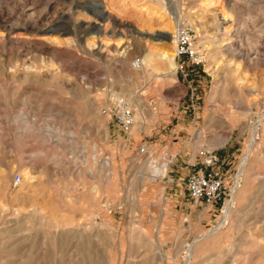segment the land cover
Here are the masks:
<instances>
[{
	"label": "rangeland",
	"instance_id": "1",
	"mask_svg": "<svg viewBox=\"0 0 264 264\" xmlns=\"http://www.w3.org/2000/svg\"><path fill=\"white\" fill-rule=\"evenodd\" d=\"M96 1L0 0V264H264V0H101L105 22L86 9ZM235 1L262 31L260 51L243 63L212 55L209 44L220 42L200 41L210 11ZM178 7L193 26L198 64L159 36L175 34ZM128 43L136 49L126 57ZM142 57L148 64L136 70ZM126 74L139 75L145 103L140 122L132 107L131 133L104 113ZM230 130L226 144L209 141ZM164 159L167 174L150 180ZM200 173L222 178L224 208L190 199L188 180Z\"/></svg>",
	"mask_w": 264,
	"mask_h": 264
},
{
	"label": "bare ground",
	"instance_id": "2",
	"mask_svg": "<svg viewBox=\"0 0 264 264\" xmlns=\"http://www.w3.org/2000/svg\"><path fill=\"white\" fill-rule=\"evenodd\" d=\"M76 1V0H75ZM95 1V0H94ZM91 2V1H90ZM89 2V3H90ZM170 2V1H169ZM207 2V1H206ZM79 3V2H78ZM209 3H211V6H213V0H210ZM80 4V3H79ZM243 4V3H242ZM76 5V4H75ZM106 5V4H105ZM103 4V1L101 2V0H98L96 2H93V4L88 7H86V9L92 13L94 16H96L99 20L101 21H104L106 19L109 20V18L111 16H108L107 17V6H105ZM224 5V4H223ZM245 6V5H244ZM72 7V6H71ZM74 8V7H72ZM71 8V9H72ZM79 8V7H78ZM85 8V7H84ZM178 9V13H177V25L179 24V22H181V20H183V16H182V13L181 11H179V7L177 8ZM206 9H208V7H206ZM84 10V9H83ZM203 10V9H202ZM210 10V9H209ZM167 11V10H166ZM74 12V11H73ZM76 12V11H75ZM211 13H209L208 15V18H209V22L211 23V26L209 27L210 29L207 30V35L206 34H203L205 35L200 41H202L201 43L203 45H206L207 43H211V42H215V41H218L220 42L219 45L217 46H210L209 44V48H210V51L214 54L212 55H219V54H223L221 56L224 57L223 60H225V56L224 55H227L228 57H231L237 60H241L242 63L245 62L246 60H248L249 58L251 59V55H252V51L256 50V51H260L261 49V34H262V31L256 29V25H258V21H259V18L257 17V15L255 13L252 12V9L250 7H245V8H241L238 4L237 1H235L234 3H230V5L227 7V8H224L223 10L221 9H213L210 11ZM77 13V12H76ZM74 13V14H76ZM195 13V12H194ZM85 14V13H84ZM109 14V13H108ZM111 14V13H110ZM88 15V14H87ZM204 15V14H203ZM79 16V15H78ZM194 16V15H193ZM112 18V17H111ZM110 18V19H111ZM36 23V22H35ZM207 23V22H206ZM203 24V23H202ZM99 25V24H98ZM55 26L57 25H54V27H51V30L53 31H56V32H61L60 29H57L55 28ZM99 31L102 30V26L99 25V26H96ZM259 27V26H258ZM205 29H207L208 27H204ZM167 29V28H166ZM166 29H161V31L159 32V36H167L170 38V43L172 45H176V41H175V34H173L172 32H169L167 31ZM213 32L212 35H209L208 34V31ZM209 32V33H210ZM66 33V32H65ZM135 33V32H134ZM131 37H133V35H131ZM199 37V36H198ZM165 38V37H164ZM200 39V38H199ZM264 41V40H263ZM135 42V41H134ZM126 44V43H125ZM129 44V43H128ZM133 45V44H129L127 47H125V49L121 52L122 54H125L126 57L130 56L131 53H132V50L130 48V46ZM136 45V44H135ZM248 46L249 49L246 51L244 49V46ZM136 49V48H135ZM263 49V48H262ZM119 51V50H118ZM117 51V52H118ZM209 51V53H210ZM120 52V51H119ZM208 52V51H207ZM261 53V52H260ZM172 54V53H171ZM258 55V54H257ZM118 56H120V54H118ZM145 56V55H144ZM161 58L163 60H165L168 65H169V68L170 70H172L173 72H175L177 70V66H176V63H175V60L173 58L172 55H169L168 52H163L162 55H160ZM220 56V55H219ZM121 57V56H120ZM260 57V56H259ZM214 58V57H213ZM220 58V59H221ZM146 57L142 59H140L141 61V65H144L146 61ZM213 60V59H211ZM256 60L259 61H263L259 58H257ZM149 62V60H147ZM150 61H153V60H150ZM221 62L222 60H218V62ZM227 61V60H226ZM219 62V63H220ZM232 62V61H231ZM237 63V62H236ZM52 64V63H51ZM148 64V63H147ZM146 64V65H147ZM213 64V63H211ZM224 64V63H223ZM232 64V63H231ZM216 65V64H215ZM238 65V64H237ZM212 66V65H211ZM56 67V66H55ZM54 67V68H55ZM223 67V66H222ZM221 67V68H222ZM143 67L141 66L139 69H136V70H140L142 69ZM212 68V67H211ZM227 68V67H226ZM232 68V67H231ZM134 69V68H133ZM220 69V68H218ZM236 69V67H235ZM248 69V68H247ZM41 70V69H40ZM222 70V69H221ZM229 70V68H228ZM143 71V70H142ZM214 72V71H213ZM222 72V71H220ZM28 73V72H27ZM217 73V72H216ZM232 73H234L236 75V79L238 81H240V84L242 85V88L243 89H246V88H251L249 85H247L246 83V79L245 77H243V73L242 72H239V67L238 69L236 70H232ZM26 74V73H25ZM139 74V73H138ZM138 74H134V75H129V74H126L122 77L121 79V84L120 86L118 87V89L120 90L119 92H114L112 91V93H116V94H119V95H123L125 97L128 98L130 104L132 107H134L135 105L137 106V109L135 111H138L137 115H136V118H137V121L140 122V111L143 110V106L145 105L144 101H143V97L137 93V91L135 90L136 89V84H137V81L139 78V75ZM246 74V72H245ZM223 75V74H222ZM42 76V75H41ZM224 76V75H223ZM34 77V76H33ZM53 81H58L59 80V75L56 73L55 76H53ZM142 77V76H141ZM44 79V78H42ZM36 81V80H35ZM140 81V80H139ZM230 81L233 82V80L231 79ZM248 82V81H247ZM120 83V81H119ZM126 83V84H124ZM229 83V82H227ZM238 83V82H237ZM230 84V83H229ZM233 84H236L235 82ZM232 85V84H230ZM237 87V86H236ZM238 90V89H237ZM86 91V90H85ZM247 91V90H246ZM252 91L254 92V94L256 93V89L253 88ZM83 94V92H82ZM253 94V93H252ZM259 94V93H258ZM84 96V94H83ZM253 96V95H252ZM256 96V95H255ZM79 97V96H77ZM86 97V96H85ZM248 101V100H247ZM244 103V102H243ZM249 103V102H248ZM87 104V103H86ZM98 105V104H97ZM97 105H91L90 108L88 109L90 111V113L93 114L94 116V119H95V122H96V125L97 126H101L102 125V129H103V132H104V138L105 139H108L109 137V131H108V128L105 124L102 123L101 121V113L99 112V108ZM212 121H214V117L211 118ZM94 126V125H93ZM96 127V126H95ZM135 128V127H134ZM133 128V130H134ZM228 129V128H227ZM132 130V131H133ZM218 132V131H217ZM231 135H232V130L230 131H227L225 133H214L211 135V139L209 140L212 144L213 143H217L219 142L221 145H224L226 144L230 138H231ZM208 136L203 134V133H200L197 138L199 140H204L206 139ZM246 159H248V157H246ZM109 162V161H108ZM248 163V161L246 162ZM152 165V164H151ZM154 166V165H153ZM152 166V167H153ZM155 165V167H153L152 169V175L150 177V180L154 181L156 180L158 177H164L167 172H168V168H169V162L167 159H164V162L159 165ZM247 166V164H246ZM246 169V167H245ZM251 170H247L246 173H250ZM26 178H28L26 176ZM7 180V179H6ZM245 193H246V190L245 189H239L237 190L236 194H235V197L237 200H243L245 198ZM231 205L229 204L227 206V213H226V217L229 216V212L231 211ZM31 214V217H29V220H31L30 218H32L33 216V213H30ZM28 216V215H27ZM30 216V215H29ZM35 217V216H34ZM36 218V217H35ZM34 218V219H35ZM228 218V217H227ZM33 222V221H32ZM43 223V222H42ZM223 224V223H222ZM43 225V224H42ZM41 226V225H40ZM52 226H56V225H52ZM57 227V226H56ZM55 227V228H56ZM92 227V226H91ZM51 228V227H50ZM59 228V227H58ZM88 228V227H87ZM93 228V227H92ZM71 228H69L70 230ZM74 229V227H73ZM83 229V228H82ZM85 229V228H84ZM89 229V228H88ZM91 229V228H90ZM68 230V229H66ZM72 230V229H71ZM92 230V229H91ZM65 231V230H64ZM216 231V230H215ZM50 232V231H48ZM69 232V231H68ZM71 232V231H70ZM82 232V231H81ZM80 232V233H81ZM86 232V231H84ZM52 234V233H51ZM49 234V235H51ZM74 234V233H72ZM85 234V233H84ZM218 234V232L216 233ZM215 234V235H216ZM65 235V234H64ZM63 235L64 239H65V236ZM221 235V234H219ZM62 236V234H61ZM77 236H82V235H77ZM62 237V238H63ZM87 237V235L85 236V238ZM60 238V237H58ZM88 238V237H87ZM86 238V240H87ZM89 239V238H88ZM216 239V238H214ZM63 240V239H62ZM81 240V239H80ZM79 240V244H82ZM60 241V240H59ZM70 241V240H69ZM63 242V241H62ZM65 243V242H64ZM88 243H89V240H88ZM61 244V242H60ZM62 245V244H61ZM66 246V245H65ZM78 246V245H77ZM80 247V246H79ZM78 247V248H79ZM88 247V245L86 246V248ZM76 248V249H78ZM84 247H82V250H83ZM90 248V247H89ZM199 249V247L196 248V250ZM89 250V249H88ZM87 251V250H86ZM78 252H80V250H78ZM88 253V252H87ZM87 253L85 252V256L87 255ZM94 253V252H93ZM197 255V254H196ZM195 255V256H196ZM89 256V255H88ZM82 257V256H81ZM80 257V258H81ZM87 257V256H86ZM94 258V257H93ZM90 259V258H88ZM98 259V258H97ZM93 261V260H92ZM9 262V261H8ZM68 263V262H67ZM66 263V264H67ZM85 263V262H84ZM82 263V264H84ZM97 264V260L95 262Z\"/></svg>",
	"mask_w": 264,
	"mask_h": 264
},
{
	"label": "built area",
	"instance_id": "3",
	"mask_svg": "<svg viewBox=\"0 0 264 264\" xmlns=\"http://www.w3.org/2000/svg\"><path fill=\"white\" fill-rule=\"evenodd\" d=\"M176 57L186 58L191 63H199V52L196 43V37L193 32V26L188 19L181 20L176 27ZM136 69L141 67L140 59L133 63ZM104 113L114 118L115 122L125 133H131L136 121L134 109L132 108L127 97L116 93L111 94L110 102L104 109ZM209 164H214L211 160ZM21 181L20 175L15 179L18 185ZM187 191L190 199L196 204L204 203L206 206L214 207L222 203L223 208L227 205V187L215 173H200L189 178Z\"/></svg>",
	"mask_w": 264,
	"mask_h": 264
},
{
	"label": "crops",
	"instance_id": "4",
	"mask_svg": "<svg viewBox=\"0 0 264 264\" xmlns=\"http://www.w3.org/2000/svg\"><path fill=\"white\" fill-rule=\"evenodd\" d=\"M197 205H199V204H197Z\"/></svg>",
	"mask_w": 264,
	"mask_h": 264
}]
</instances>
